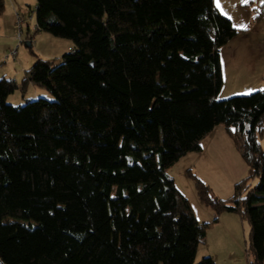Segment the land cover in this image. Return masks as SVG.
<instances>
[{
    "label": "trees",
    "instance_id": "trees-1",
    "mask_svg": "<svg viewBox=\"0 0 264 264\" xmlns=\"http://www.w3.org/2000/svg\"><path fill=\"white\" fill-rule=\"evenodd\" d=\"M36 3V32L73 50L0 78V264H215L195 255L226 212L264 264V89L217 100L219 51L245 30L213 0ZM29 86L53 99L7 103ZM217 126L249 172L221 200L187 171L214 214L199 223L167 170Z\"/></svg>",
    "mask_w": 264,
    "mask_h": 264
},
{
    "label": "rangeland",
    "instance_id": "rangeland-1",
    "mask_svg": "<svg viewBox=\"0 0 264 264\" xmlns=\"http://www.w3.org/2000/svg\"><path fill=\"white\" fill-rule=\"evenodd\" d=\"M9 4V0H5ZM20 15L24 18L25 23L22 25V43L19 45V51H25L28 59L33 57L31 52H34L33 37L38 34L35 32V9L37 7L36 0H11ZM31 16L29 19L28 17ZM29 26V32L26 34V26ZM41 33V32H40ZM39 33V34H40ZM39 36L40 46L45 49L47 41L45 34ZM48 37L54 38L60 46L56 45L54 56H60L66 51L63 46L64 41H69L61 38H55L49 34ZM38 39V38H36ZM34 39V40H36ZM31 40L32 47H25L24 42ZM62 43V46L61 44ZM69 43V42H68ZM35 62V60L33 61ZM32 66V65H31ZM39 95L29 99V101L43 98L51 101L52 96L43 88L36 87ZM32 95L31 91L24 94L17 89L7 98V103L10 105H23L26 99ZM228 94H220L217 100H224ZM238 96V95H235ZM264 126V118H263ZM222 131V132H221ZM260 145L264 147V138L260 140ZM190 170L197 178H199L206 186H208L215 197L221 200H228L234 194V186L248 176L249 168L230 138L221 126L211 136L208 137L205 144L204 152H193L182 157L176 164L167 170V175L174 180L176 188L188 200L193 209L196 219L199 223H210L211 218L214 219L212 211L207 209L197 198L193 182L187 176V171ZM256 181H252L254 185ZM228 213V212H226ZM234 214V213H230ZM235 222L232 217L228 219L229 228L224 230L221 227L210 225L206 231L205 241L198 246L195 261L198 262L204 257H211L215 264H247L248 257L245 252L249 235V225L242 221L237 214H234ZM229 215L224 216L228 217ZM212 222V221H211ZM235 224L232 225L231 224ZM217 223V222H216ZM213 223V224H216ZM214 227V228H213Z\"/></svg>",
    "mask_w": 264,
    "mask_h": 264
},
{
    "label": "crops",
    "instance_id": "crops-1",
    "mask_svg": "<svg viewBox=\"0 0 264 264\" xmlns=\"http://www.w3.org/2000/svg\"><path fill=\"white\" fill-rule=\"evenodd\" d=\"M213 2L217 10L228 18L236 28L245 30L242 34L232 38L219 51L223 83L217 99H221L219 98L220 94H228L225 97L247 95L264 89V19L259 15L261 7L264 5V0H248L247 4L244 3V0H219L220 8L216 6V0H213ZM16 14L20 15V11L15 4L11 0H9V4L4 0V12L0 16V78L5 77L19 84L24 77V73L34 64L35 57L28 59L25 51H19V43L16 38ZM28 28L29 26L27 25L26 34L29 32ZM39 33L33 37L35 55L42 59L53 60L51 57L55 53L54 48L56 45L60 46L57 43L58 41L48 37L45 32ZM42 34H45L47 41L45 49L39 43V36H43ZM64 43L63 46L66 49L64 53L73 50L71 41H64ZM60 44L62 46V43ZM11 51H15L13 57H9ZM61 55L54 56V58L57 60ZM27 91H31L32 95L26 101L39 95L36 86H29ZM219 127L221 126L215 127L202 140L201 153L204 152L208 137L218 130ZM226 215L229 216L225 217L224 222L223 218ZM234 216V214L223 213L218 217L217 223L212 225L226 230L229 228L227 224L229 217H232L233 222H235L236 218ZM212 220L213 217L211 218Z\"/></svg>",
    "mask_w": 264,
    "mask_h": 264
},
{
    "label": "built area",
    "instance_id": "built-area-1",
    "mask_svg": "<svg viewBox=\"0 0 264 264\" xmlns=\"http://www.w3.org/2000/svg\"><path fill=\"white\" fill-rule=\"evenodd\" d=\"M260 17H262L264 19V5L261 8L260 12H259ZM29 19L31 18V16L28 17ZM25 20L22 16H20L19 14L15 15V25H16V29H17V34H16V38L18 43H22V25H24ZM35 30H36V25H35ZM15 55V51H11L9 53V57H13Z\"/></svg>",
    "mask_w": 264,
    "mask_h": 264
},
{
    "label": "water",
    "instance_id": "water-1",
    "mask_svg": "<svg viewBox=\"0 0 264 264\" xmlns=\"http://www.w3.org/2000/svg\"><path fill=\"white\" fill-rule=\"evenodd\" d=\"M24 45H25V47H27V48H31V45H32V44H31V41H28V40H27V41L24 42Z\"/></svg>",
    "mask_w": 264,
    "mask_h": 264
},
{
    "label": "snow or ice",
    "instance_id": "snow-or-ice-1",
    "mask_svg": "<svg viewBox=\"0 0 264 264\" xmlns=\"http://www.w3.org/2000/svg\"><path fill=\"white\" fill-rule=\"evenodd\" d=\"M244 3L247 4V3H248V0H244ZM216 6H217L218 8L221 7L219 0H216Z\"/></svg>",
    "mask_w": 264,
    "mask_h": 264
}]
</instances>
